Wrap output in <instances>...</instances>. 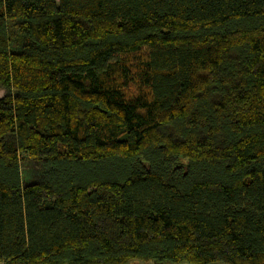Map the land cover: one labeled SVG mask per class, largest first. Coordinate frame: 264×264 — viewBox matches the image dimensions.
Instances as JSON below:
<instances>
[{"label":"trees","instance_id":"1","mask_svg":"<svg viewBox=\"0 0 264 264\" xmlns=\"http://www.w3.org/2000/svg\"><path fill=\"white\" fill-rule=\"evenodd\" d=\"M264 264V0H0V262Z\"/></svg>","mask_w":264,"mask_h":264},{"label":"rangeland","instance_id":"2","mask_svg":"<svg viewBox=\"0 0 264 264\" xmlns=\"http://www.w3.org/2000/svg\"><path fill=\"white\" fill-rule=\"evenodd\" d=\"M4 262H0V264H2ZM128 264H158V263H155L153 261H140V260H133V261H130ZM164 264H189V263H164ZM209 264H225V263H222V262H211Z\"/></svg>","mask_w":264,"mask_h":264},{"label":"crops","instance_id":"3","mask_svg":"<svg viewBox=\"0 0 264 264\" xmlns=\"http://www.w3.org/2000/svg\"><path fill=\"white\" fill-rule=\"evenodd\" d=\"M2 264H6V263H2Z\"/></svg>","mask_w":264,"mask_h":264}]
</instances>
